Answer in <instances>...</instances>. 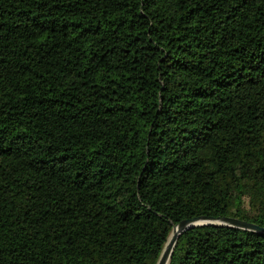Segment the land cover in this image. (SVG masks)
Here are the masks:
<instances>
[{
  "label": "trees",
  "instance_id": "1",
  "mask_svg": "<svg viewBox=\"0 0 264 264\" xmlns=\"http://www.w3.org/2000/svg\"><path fill=\"white\" fill-rule=\"evenodd\" d=\"M199 215L264 226V0H0V264H156ZM168 264H264V234Z\"/></svg>",
  "mask_w": 264,
  "mask_h": 264
},
{
  "label": "water",
  "instance_id": "2",
  "mask_svg": "<svg viewBox=\"0 0 264 264\" xmlns=\"http://www.w3.org/2000/svg\"><path fill=\"white\" fill-rule=\"evenodd\" d=\"M198 225H226L264 234V226L234 216L199 215L191 218H185L173 225L156 264H168L178 235L183 231Z\"/></svg>",
  "mask_w": 264,
  "mask_h": 264
}]
</instances>
